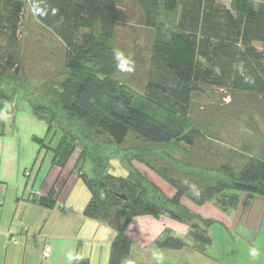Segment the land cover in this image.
I'll return each mask as SVG.
<instances>
[{
    "label": "trees",
    "instance_id": "16d2710c",
    "mask_svg": "<svg viewBox=\"0 0 264 264\" xmlns=\"http://www.w3.org/2000/svg\"><path fill=\"white\" fill-rule=\"evenodd\" d=\"M28 3L35 18L65 45L67 77L54 98L32 87L20 73L19 31ZM134 3L150 33L148 70L141 89L116 79L120 70L109 43L117 37L119 0H0V36L7 38L0 101L13 107L22 97L35 117L46 123L48 133L62 131L56 148L47 147L44 139L39 142L55 165L64 168L78 147L80 161L95 157L94 177L83 171L78 175L91 192L85 216L117 233L109 264H129L133 242L127 228L138 217L189 223L191 237L207 246L212 243L211 222L199 224L200 217L182 205L183 198L199 206L215 202L227 213L239 206L241 193L264 197V160L257 157L238 172L224 167L227 177L205 189H193L190 183L173 179L167 168L147 163L174 188L172 198L132 165L142 160L140 149L124 158L127 178L103 165L105 152L123 145L130 133L156 144L170 146L182 140L191 147L197 132L194 128L187 132L185 117L191 112L196 85L226 90L231 97L237 93L264 99V0H231L230 7L218 0ZM166 18L170 21L164 22ZM33 202L53 209L56 192L35 196ZM166 234L156 241L158 246L171 250L186 246L170 230ZM79 264L89 262L82 258Z\"/></svg>",
    "mask_w": 264,
    "mask_h": 264
},
{
    "label": "crops",
    "instance_id": "0c3cea01",
    "mask_svg": "<svg viewBox=\"0 0 264 264\" xmlns=\"http://www.w3.org/2000/svg\"><path fill=\"white\" fill-rule=\"evenodd\" d=\"M10 109V125L8 118H0V264H79L82 258L89 264H109L117 233L85 216L89 188L72 169L55 165L52 154L39 144L43 138L40 123L45 122L32 111L23 114L17 106ZM52 190L56 192L55 208L33 202L35 196H47ZM172 190L164 194L172 198L176 193ZM182 205L200 217L199 224L211 222L212 243L206 246L193 239L189 223L162 217L164 227L152 233L145 225H151L153 218L138 217L127 228L133 242L129 264H264V197L249 198L241 193L239 206L227 213L213 202L199 206L183 198ZM216 226L223 239L219 251ZM166 230L181 239L189 235L200 246L184 241L181 250L162 248L156 241L167 238ZM13 238L18 242L13 243ZM48 244L52 252L46 260L42 253ZM253 249L256 256L250 254ZM154 253L162 260H155ZM168 253L177 255V261L166 258Z\"/></svg>",
    "mask_w": 264,
    "mask_h": 264
},
{
    "label": "rangeland",
    "instance_id": "374dc122",
    "mask_svg": "<svg viewBox=\"0 0 264 264\" xmlns=\"http://www.w3.org/2000/svg\"><path fill=\"white\" fill-rule=\"evenodd\" d=\"M119 1L122 8L117 37L109 44L113 51H121L133 62L134 70L132 72L119 71L116 79L121 83H129L141 89L145 84L148 70L150 33L142 25L143 16L134 0ZM218 1L227 7L231 5V0ZM169 21L170 19L166 18L164 22ZM19 38L21 76L30 82L32 87L39 88L54 98L62 81L67 77L64 68L65 45L35 18L29 3L26 4ZM6 48L7 38L0 36V66L3 63L2 57ZM229 95L230 93L226 90L196 85L191 112L185 117L187 132L193 128L197 132L191 147H188V144L182 140L170 146L156 144L130 133L123 145L114 146L110 151L105 152L103 165L111 170L116 169L119 176L127 178L129 175L124 166V158L126 159L140 149L142 160L134 161L132 165L144 176H149L164 193H172L174 188L150 169L147 163L167 168L173 179L205 189L227 177L224 167L238 172L252 157L264 160V118L262 116L264 99L248 94L235 93L232 97ZM10 106L7 102L0 101V118H13ZM16 106L23 114L25 111L28 113L32 111L27 100L22 97L18 99ZM23 114L21 116H24ZM10 118L7 119L9 125ZM40 124L42 126L41 137L45 145L56 148L63 136L62 131L57 128L48 133L47 126ZM101 139L105 138L101 137ZM80 158L81 148L78 147L65 168L72 169V173L77 175L79 171H83L93 178L95 157L85 161H80ZM152 218L153 223L145 226L152 233L157 228L162 230L164 224L160 223L159 219ZM215 229L216 251H219L220 241L223 239L217 232V226ZM182 240L187 245L198 244L189 235L182 236ZM184 252L183 255L187 254L186 250ZM170 254L168 253L166 258L173 263L177 261V255Z\"/></svg>",
    "mask_w": 264,
    "mask_h": 264
},
{
    "label": "clouds",
    "instance_id": "9594fccd",
    "mask_svg": "<svg viewBox=\"0 0 264 264\" xmlns=\"http://www.w3.org/2000/svg\"><path fill=\"white\" fill-rule=\"evenodd\" d=\"M33 13L35 14V11L33 9ZM52 13L53 15L56 14V9H52ZM46 13H42V15H45ZM113 59L115 60L116 62V67L117 69H119L120 71L122 72H132L134 70V65H133V62L127 57L124 55V53H122L121 51L119 50H116L114 51L113 53ZM193 189L195 186H192ZM193 195H196L198 196L199 195V192L198 191H193ZM252 256H256L257 255V252L256 250H252L251 253H250ZM154 256V259L157 260L158 262L160 260H162V257L158 254H153ZM71 258V257H69Z\"/></svg>",
    "mask_w": 264,
    "mask_h": 264
},
{
    "label": "built area",
    "instance_id": "2783aa9c",
    "mask_svg": "<svg viewBox=\"0 0 264 264\" xmlns=\"http://www.w3.org/2000/svg\"><path fill=\"white\" fill-rule=\"evenodd\" d=\"M29 175H30V174L27 173V176H29ZM0 204H2V201H0ZM12 242H13V243H17L18 241H17L15 238H13V239H12ZM51 252H52V250H51L50 245H49V244L46 245L45 248H44V251H43V253H42L43 258L46 259V260L49 259L50 256H51Z\"/></svg>",
    "mask_w": 264,
    "mask_h": 264
}]
</instances>
